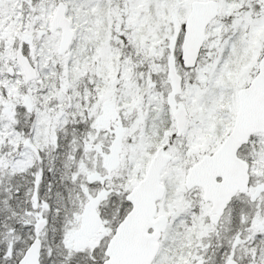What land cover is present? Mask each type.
Instances as JSON below:
<instances>
[{
	"label": "snow or ice",
	"instance_id": "snow-or-ice-1",
	"mask_svg": "<svg viewBox=\"0 0 264 264\" xmlns=\"http://www.w3.org/2000/svg\"><path fill=\"white\" fill-rule=\"evenodd\" d=\"M0 264H264V0H0Z\"/></svg>",
	"mask_w": 264,
	"mask_h": 264
}]
</instances>
